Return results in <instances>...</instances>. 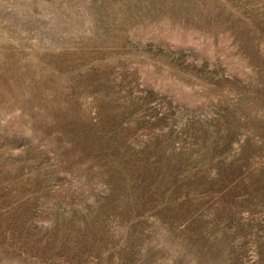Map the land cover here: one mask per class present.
I'll list each match as a JSON object with an SVG mask.
<instances>
[{
	"label": "rangeland",
	"instance_id": "rangeland-1",
	"mask_svg": "<svg viewBox=\"0 0 264 264\" xmlns=\"http://www.w3.org/2000/svg\"><path fill=\"white\" fill-rule=\"evenodd\" d=\"M0 264H264V0H0Z\"/></svg>",
	"mask_w": 264,
	"mask_h": 264
}]
</instances>
